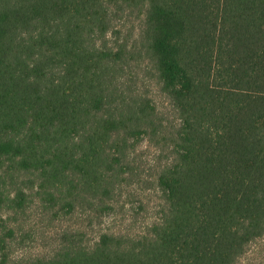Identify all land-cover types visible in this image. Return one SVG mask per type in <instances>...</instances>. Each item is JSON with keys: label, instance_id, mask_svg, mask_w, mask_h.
I'll return each mask as SVG.
<instances>
[{"label": "trees", "instance_id": "1", "mask_svg": "<svg viewBox=\"0 0 264 264\" xmlns=\"http://www.w3.org/2000/svg\"><path fill=\"white\" fill-rule=\"evenodd\" d=\"M144 139L156 218L91 239ZM34 201L84 226L19 256ZM263 235L264 0H0V264H237Z\"/></svg>", "mask_w": 264, "mask_h": 264}, {"label": "rangeland", "instance_id": "2", "mask_svg": "<svg viewBox=\"0 0 264 264\" xmlns=\"http://www.w3.org/2000/svg\"><path fill=\"white\" fill-rule=\"evenodd\" d=\"M141 73L145 75V81L137 86L138 90L149 96L157 105L160 114L168 118L172 116L169 108L168 97L161 91L154 73L146 64L142 65ZM166 154V152H163ZM159 148L152 142L144 139L138 146L136 157L135 175L121 182L116 188L114 203L119 204L117 213L114 216L100 215L95 208H87L86 215L92 218L97 226L90 231V238L94 239L96 231L108 230L119 232L128 230L129 233H139L144 230L148 222L156 218V211L161 207L162 198L155 191L152 184L156 175L155 165L156 156ZM136 201L142 208L139 211H130L132 202ZM34 201L27 208V215L31 222L36 226V234L33 241L28 245H19L14 248L16 255L26 257H37L44 255L47 251L55 249L61 232L64 228L70 227L73 231L82 229L84 226L83 218L80 213L64 219H54L52 212H47ZM28 228V225L25 229ZM237 264H264V235L251 242L246 251L237 261Z\"/></svg>", "mask_w": 264, "mask_h": 264}]
</instances>
